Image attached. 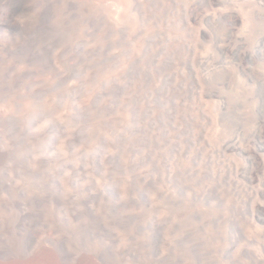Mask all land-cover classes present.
<instances>
[{
    "label": "rangeland",
    "instance_id": "rangeland-1",
    "mask_svg": "<svg viewBox=\"0 0 264 264\" xmlns=\"http://www.w3.org/2000/svg\"><path fill=\"white\" fill-rule=\"evenodd\" d=\"M251 3L59 0L31 56L1 31L0 245L23 213L72 251L264 264V6Z\"/></svg>",
    "mask_w": 264,
    "mask_h": 264
},
{
    "label": "bare ground",
    "instance_id": "bare-ground-1",
    "mask_svg": "<svg viewBox=\"0 0 264 264\" xmlns=\"http://www.w3.org/2000/svg\"><path fill=\"white\" fill-rule=\"evenodd\" d=\"M103 1V0H102ZM128 1V0H127ZM59 0H0V14L3 15V19L0 21V32H4L6 39L8 40V42H10L11 46L8 50L11 52H20V51H24L21 43H24L26 45V50H28V55H37L39 54V52L41 53H45L46 49L45 48H40L38 51L35 50V33H42L45 30H47L49 27V22L51 20L52 14H53V5L58 4ZM250 2H253L255 5H257L258 7L264 6V0H250ZM108 3V2H107ZM251 3V4H253ZM131 4V3H130ZM244 4V3H243ZM119 5V4H118ZM129 5V4H128ZM134 5V4H132ZM131 5V6H132ZM107 7H109L107 5ZM128 9L131 8L129 6H127ZM102 8V7H101ZM110 8V7H109ZM114 8V7H113ZM112 9V8H111ZM117 9V8H116ZM137 9V8H136ZM129 11V10H128ZM116 12V11H115ZM127 12V11H126ZM141 13V12H140ZM112 14V13H110ZM109 14V15H110ZM118 14V13H116ZM1 15V16H2ZM257 15H261L264 17V12L260 11L258 12ZM258 17V16H257ZM2 18V17H1ZM123 18V17H122ZM212 20V19H211ZM120 26V25H119ZM181 35V34H180ZM21 40V41H20ZM20 41V42H19ZM54 46V45H53ZM52 48V47H50ZM13 49V50H12ZM50 53V52H49ZM254 58V57H253ZM75 105V103H74ZM76 108V107H75ZM138 114V113H137ZM139 115V114H138ZM88 118V117H87ZM93 119V118H91ZM0 120L2 121L3 119L0 118ZM138 120V119H137ZM4 121V120H3ZM144 121V120H143ZM5 122V121H4ZM107 121H105L106 123ZM120 122V121H119ZM117 123V122H116ZM114 123V125L116 124ZM79 124V123H78ZM108 124V122H107ZM111 125H109L110 127L113 126L112 123H110ZM124 124V123H123ZM130 124V123H129ZM122 125V124H121ZM139 125V124H138ZM1 126V125H0ZM93 127V126H92ZM115 127V126H114ZM106 128V127H105ZM113 128V127H112ZM140 128V127H139ZM145 128V127H144ZM103 129V128H102ZM116 129H119L118 127H116ZM122 129V128H121ZM104 130V129H103ZM102 130V131H103ZM110 130V129H109ZM28 131V130H27ZM105 131V130H104ZM103 131V132H104ZM113 131V130H112ZM117 130L114 131V133ZM121 131V130H120ZM111 132V131H110ZM100 134V131L98 132ZM109 133V132H108ZM104 135V134H103ZM115 135V134H114ZM118 135V134H117ZM81 136V135H80ZM106 136V135H105ZM119 136V135H118ZM117 136V137H118ZM121 136V135H120ZM25 137V136H24ZM46 137V136H45ZM74 137V136H73ZM87 138V136H85ZM99 137V135H98ZM98 137H96L98 139ZM112 137V136H111ZM51 138V137H50ZM75 138V137H74ZM105 138V137H104ZM133 138V137H132ZM1 139V138H0ZM110 139V138H109ZM116 139V138H114ZM114 139H112L114 141ZM86 140V139H84ZM91 140V139H90ZM101 140V139H100ZM105 140V139H103ZM108 140V139H107ZM120 140V139H118ZM131 140V139H130ZM34 141V140H33ZM88 141V142H87ZM86 142L89 143V140H87ZM132 141V140H131ZM134 141V140H133ZM46 142V141H45ZM49 142V141H47ZM93 142V141H92ZM101 142V141H100ZM115 142V141H114ZM135 142V141H134ZM2 144V143H1ZM0 144V180L3 178L1 176H3L5 174V171L3 170L5 162L9 160V156L11 153L8 152L7 148H5V146L3 147ZM45 144V143H44ZM111 144V143H110ZM39 145V144H38ZM37 145V146H38ZM47 145V144H46ZM98 145V144H97ZM49 146V145H48ZM7 147V146H6ZM88 147V146H87ZM90 147V146H89ZM102 147V146H101ZM77 148V147H76ZM103 148V147H102ZM112 148V147H111ZM118 148V146H117ZM129 148V146H128ZM127 148V149H128ZM8 149H10L8 147ZM49 149V148H48ZM88 149V148H87ZM96 149V148H95ZM99 150V149H98ZM103 150V149H102ZM125 150V149H124ZM25 151V150H24ZM49 151V150H47ZM78 151V150H77ZM113 151V150H112ZM21 152V151H20ZM27 152V151H25ZM97 152V151H96ZM123 152V151H122ZM22 153V152H21ZM33 153V152H32ZM105 153V152H103ZM109 154H111L110 152H108ZM138 153V151H137ZM14 154V152H13ZM91 154V153H89ZM96 154V153H95ZM95 154H91V155H95ZM136 154V151L135 153ZM32 155V154H31ZM102 155V153H101ZM100 155V156H101ZM122 155V154H121ZM89 156V155H87ZM103 156V155H102ZM115 155L113 154L112 157H114ZM138 158H143V156L139 157V155H136ZM11 157V156H10ZM17 157V155L15 156V158ZM21 157V156H20ZM24 157V156H23ZM26 157V156H25ZM29 157V156H28ZM33 157V156H32ZM93 157V156H92ZM91 157V160L93 159ZM96 157V155H95ZM104 157V156H103ZM12 158H14V155L12 156ZM13 159L14 161H16L18 158ZM30 158V157H29ZM28 158V159H29ZM89 158V157H88ZM87 158V159H88ZM111 158V157H110ZM115 158V157H114ZM120 158V157H119ZM135 158V155H134ZM20 159V158H19ZM26 159V162L27 160ZM51 159V158H50ZM53 159V158H52ZM55 159V157H54ZM59 159V158H58ZM86 159V158H85ZM121 159V158H120ZM11 160V159H10ZM13 160H11L13 162ZM23 160V159H21ZM25 160V159H24ZM23 160V161H24ZM56 160V159H55ZM79 160V159H78ZM101 160H104L103 158ZM115 160V159H114ZM113 160V161H114ZM119 160V159H118ZM136 160H138L136 158ZM18 161V160H17ZM46 161V160H45ZM54 161V160H53ZM93 161V160H92ZM105 161V160H104ZM116 161V160H115ZM114 161V162H115ZM121 161V160H120ZM134 161V159H133ZM141 161V160H140ZM143 161V160H142ZM10 162V161H8ZM29 162V161H28ZM96 162V161H95ZM102 163V161H100ZM112 162V160H111ZM110 162V163H111ZM117 162V161H116ZM93 163V162H92ZM100 163V164H101ZM113 163V162H112ZM111 163V164H112ZM84 164V163H83ZM116 164V163H115ZM122 163L120 162L119 165H121ZM128 164V163H127ZM133 164V163H130ZM7 165V164H6ZM9 165V164H8ZM96 165V164H95ZM134 165V164H133ZM114 167V166H113ZM120 167V166H119ZM123 167L125 168V166L123 165ZM116 168V167H114ZM118 168V166H117ZM121 168V167H120ZM123 168V169H124ZM122 169V168H121ZM119 170V169H117ZM121 171V170H119ZM123 172V171H122ZM8 173H12L11 171H9ZM132 173V172H131ZM128 174L129 176L132 174ZM6 176V175H4ZM10 176V175H7ZM87 176V175H86ZM136 176L138 179L139 176L136 173ZM144 176V175H143ZM114 176H112L111 178H113ZM132 177V176H131ZM145 177V176H144ZM6 178V177H5ZM4 178V179H5ZM10 178V177H8ZM72 178V177H71ZM90 178V177H89ZM116 178V177H115ZM114 178V179H115ZM133 178V177H132ZM147 178V176H146ZM143 179V180H147V179ZM149 178V177H148ZM112 179V180H114ZM127 179V178H126ZM129 179V178H128ZM135 179V178H133ZM11 180V178H10ZM132 180V179H131ZM129 179V181H131ZM139 180V179H138ZM9 181V180H8ZM123 181V180H122ZM135 181V180H134ZM133 181V182H134ZM142 180H140L139 182H141ZM2 182V181H1ZM0 182V183H1ZM113 182V181H112ZM128 182V181H127ZM132 182V181H131ZM138 182V181H136ZM121 183V182H120ZM119 183V184H120ZM147 183V182H146ZM118 184V185H119ZM123 184V183H122ZM121 184V185H122ZM135 184V183H134ZM149 184V183H148ZM76 185V183H75ZM124 185V184H123ZM122 185V186H123ZM127 185V184H126ZM132 185V184H131ZM1 187H3V183L0 185ZM149 186V185H148ZM105 187V186H104ZM117 187V186H116ZM121 187V186H120ZM137 187V185H136ZM102 188V187H101ZM100 188V189H101ZM106 188V187H105ZM118 188V187H117ZM139 189L141 190V187H139ZM1 191H3V189H0ZM119 190V189H117ZM138 190V189H137ZM86 191V190H85ZM105 191V190H104ZM113 192V191H112ZM116 192V191H115ZM141 192V191H140ZM1 193V192H0ZM88 192H86L87 194ZM108 194V193H107ZM112 195V194H111ZM116 195V194H115ZM80 197V195H79ZM83 197V196H82ZM85 197V195H84ZM87 197V196H86ZM93 197V196H92ZM114 197V196H112ZM88 198V197H87ZM86 198V199H87ZM33 199V198H32ZM80 199V198H79ZM81 200V199H80ZM43 201V200H42ZM82 201V200H81ZM35 202V201H34ZM61 202V201H60ZM87 202V201H86ZM85 202V203H86ZM37 203V202H36ZM41 203V202H40ZM39 203V204H40ZM65 203V202H64ZM63 203V204H64ZM81 203V202H80ZM61 204V203H60ZM62 204L63 207H65ZM83 204V202H82ZM124 204V203H123ZM128 204V203H127ZM67 205V203H66ZM88 205V204H87ZM131 204H129L130 206ZM122 206V203L121 205ZM24 207V206H23ZM40 207V206H38ZM67 207V206H66ZM66 207L64 209H66ZM76 207V205H75ZM27 208V207H26ZM68 208V207H67ZM126 208H128L126 206ZM24 209V208H23ZM72 209V208H71ZM75 209V208H74ZM76 209H78L76 207ZM68 210V209H67ZM70 210V209H69ZM24 211V210H23ZM21 211V212H23ZM44 211V210H43ZM64 211V210H63ZM66 211V210H65ZM77 211V210H76ZM75 211V212H76ZM90 210H88L89 212ZM20 212V211H19ZM18 212V214H20ZM31 212V211H30ZM34 212V211H33ZM40 212V211H39ZM68 211H66L67 213ZM74 212V213H75ZM186 212V211H184ZM36 213V212H35ZM46 213V211H45ZM65 213V212H64ZM70 213V211L68 212ZM72 213V211H71ZM73 214V213H72ZM17 215V214H16ZM37 215V214H36ZM40 215V214H39ZM38 215V216H39ZM36 216V217H38ZM74 216V215H73ZM99 216V215H97ZM40 218V217H39ZM163 218V217H162ZM52 220V218H50ZM38 220V218H37ZM42 220V219H41ZM40 220V222H41ZM50 220V223H51ZM103 220V219H102ZM170 221V220H169ZM43 223V222H42ZM99 223V222H98ZM37 221L35 220L34 217H29L27 214H20L18 216L17 219H15L14 222H12L9 225L8 228V233L9 236L12 238V243L8 244L5 242V244L3 243L2 245H0V264H125V259H128V263L129 264H151L150 263H144L142 261H140L139 259H137V257L135 255H132L130 253L127 252V256H125L123 259L122 258H114L113 255L110 256L107 253L104 252V250H97V249H91V248H85V249H80V250H70L67 248L66 244V240L64 238L62 239H58L54 242H52V239H45V240H40L37 236H39V232L41 230H39L40 227L37 226ZM44 224V223H43ZM42 224V225H43ZM52 224V223H51ZM51 224H49L48 226L51 227ZM100 224V223H99ZM41 225V229L44 228V226ZM45 225V224H44ZM104 226V225H103ZM99 227V226H98ZM107 228V227H106ZM48 229V228H47ZM58 230V229H57ZM111 230V229H110ZM154 230V229H153ZM44 232H46V230L43 229ZM55 231V230H54ZM63 231V230H62ZM103 231V230H102ZM100 231V232H102ZM88 232V231H87ZM93 232V231H92ZM89 232L88 235H90ZM110 233V231H108ZM57 233V232H56ZM55 233V235H56ZM58 233L59 230H58ZM95 233V232H93ZM112 233V232H111ZM114 233V232H113ZM42 234V232H41ZM96 234V233H95ZM98 234V233H97ZM107 234V232H106ZM58 235V234H57ZM102 235V234H101ZM94 237L96 235H93ZM99 236V235H98ZM97 236V237H98ZM107 236V235H106ZM111 236V235H110ZM115 236L116 239V235ZM111 236V237H112ZM6 237V236H5ZM60 237V236H59ZM63 237V236H62ZM109 237V236H108ZM118 237V234H117ZM48 238V237H47ZM104 237H101V240ZM7 239V238H6ZM107 240L109 238H106ZM122 239V238H121ZM147 239V238H146ZM52 240V241H51ZM85 240V239H84ZM104 241V239H103ZM108 244V241H107ZM68 245V244H67ZM70 245V244H69ZM106 245V244H105ZM33 246V247H32ZM110 246V245H109ZM117 246V245H116ZM71 247V246H69ZM105 247V246H104ZM108 247V246H107ZM114 248V245L112 246ZM116 248V247H115ZM101 249V248H100ZM109 249V247H108ZM115 250V249H114ZM153 250V249H152ZM111 251V250H109ZM108 251V252H109ZM121 251V250H120ZM112 252V251H111ZM110 252V253H111ZM119 252V251H118ZM114 253V252H113ZM117 254V252H116ZM114 253V255H116ZM137 254V253H136ZM118 255V254H117ZM127 264V263H126Z\"/></svg>",
    "mask_w": 264,
    "mask_h": 264
}]
</instances>
